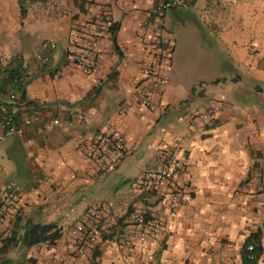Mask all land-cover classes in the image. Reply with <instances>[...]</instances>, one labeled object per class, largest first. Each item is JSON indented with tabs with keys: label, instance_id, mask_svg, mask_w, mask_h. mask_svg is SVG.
<instances>
[{
	"label": "crops",
	"instance_id": "1",
	"mask_svg": "<svg viewBox=\"0 0 264 264\" xmlns=\"http://www.w3.org/2000/svg\"><path fill=\"white\" fill-rule=\"evenodd\" d=\"M152 7L113 0V28L96 34L89 0H0V58L19 59L29 75L19 112L31 121L0 141V180L20 185L18 213L0 216V264H244V245L258 231L264 264L256 184L264 169V0H197L168 10L163 24ZM71 27L98 55L96 73L65 53ZM44 40L56 47L42 49ZM42 52L49 60L39 67ZM155 75L168 80L144 107L136 88L151 87ZM10 106L0 92V109ZM112 133L123 136L125 153L101 171L94 153L110 144L96 137ZM165 151L182 167V190L175 203L165 189L148 200L159 209L154 234L131 247L109 236L74 251L69 228L90 204H109L117 227L133 231L125 212L143 195L129 181ZM27 222L55 225L60 236L26 246Z\"/></svg>",
	"mask_w": 264,
	"mask_h": 264
},
{
	"label": "built area",
	"instance_id": "2",
	"mask_svg": "<svg viewBox=\"0 0 264 264\" xmlns=\"http://www.w3.org/2000/svg\"><path fill=\"white\" fill-rule=\"evenodd\" d=\"M95 4V20L91 26L93 32L100 34L112 24L107 12V6L113 0H89ZM153 7L150 12L160 24L164 22V16L170 9L188 8L193 6L197 0H151ZM56 47L55 41L44 40L41 48L52 51ZM172 51L171 46H166L161 54L162 60H168ZM65 53L72 59L73 63L82 67L87 74L96 73L99 69L98 55L86 46L81 45L79 32L75 27L69 28L66 36ZM12 56H2L0 64L6 65ZM39 67H43L49 60V54L42 52L38 54ZM1 67V66H0ZM3 68V67H1ZM0 68V69H1ZM144 75H151L150 68H143ZM23 73L20 81H25L29 77ZM168 80L167 76L155 75L151 87L138 86L136 95L140 105L151 107L153 104L154 90L161 87ZM0 92L12 102V106L7 109H0V141L7 137L21 136L24 132V125L31 121L26 115H22L20 105V92L13 86H2ZM57 122V120H55ZM98 142H109L110 150L107 153L98 151L94 153L98 160L101 171L113 169L122 159L125 153V140L119 133L99 134L96 137ZM132 188L143 195V204L133 206L125 212L134 225L133 231H123L117 227V214L112 206L107 203L90 204L83 216L75 222L68 231L70 242L74 251L83 253L85 246L93 243L96 239L112 237L120 246L131 247L136 239L147 238L154 234L159 225L156 217L158 206L149 203L148 200L154 197L161 189H165L172 202H177L182 190V167L174 153L163 152L159 158V164L138 174L129 181ZM256 184L264 192V169ZM20 185L14 181L0 180V216L5 212L18 213V192ZM45 245H51L49 237L43 241ZM246 258L249 261L255 258V243L248 242L245 246ZM35 264V263H30Z\"/></svg>",
	"mask_w": 264,
	"mask_h": 264
},
{
	"label": "trees",
	"instance_id": "3",
	"mask_svg": "<svg viewBox=\"0 0 264 264\" xmlns=\"http://www.w3.org/2000/svg\"><path fill=\"white\" fill-rule=\"evenodd\" d=\"M24 10L21 7V14L24 15ZM113 28V24L111 26V29ZM24 69L21 68V62L19 59H13L9 61V63L0 69L1 74V84L4 87L5 85L13 86V88H16L20 92V100L25 101V81H20L21 77L23 76ZM60 236V231L58 228H56L55 225L48 224V225H41L38 223H31L27 222L24 227V233L22 235V242L26 246H32L36 243L43 242L49 237V241L51 244H53ZM248 242L255 243V258L252 261H249L246 258L245 253V246ZM262 253V248L259 242V231L254 233L252 237L249 238L248 241H246L244 245V252H243V262L244 264H257L258 259Z\"/></svg>",
	"mask_w": 264,
	"mask_h": 264
},
{
	"label": "rangeland",
	"instance_id": "4",
	"mask_svg": "<svg viewBox=\"0 0 264 264\" xmlns=\"http://www.w3.org/2000/svg\"><path fill=\"white\" fill-rule=\"evenodd\" d=\"M68 1H70V0H68Z\"/></svg>",
	"mask_w": 264,
	"mask_h": 264
}]
</instances>
